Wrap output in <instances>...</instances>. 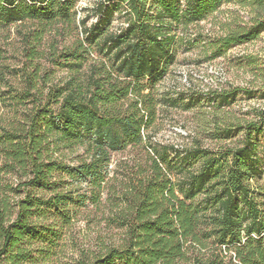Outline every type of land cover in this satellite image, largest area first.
I'll return each mask as SVG.
<instances>
[{
	"label": "trees",
	"instance_id": "16d2710c",
	"mask_svg": "<svg viewBox=\"0 0 264 264\" xmlns=\"http://www.w3.org/2000/svg\"><path fill=\"white\" fill-rule=\"evenodd\" d=\"M107 1L96 8L104 18L91 28L83 21V33L88 42L104 35L102 50L113 56L116 71L102 61V69L91 72L87 83L71 78L51 87L46 101L29 110L25 120L0 133L5 167L20 177L12 188L17 201L12 204L0 196V264H53L63 231L81 212L102 209L108 211L101 219L110 234L101 237L96 251L87 253L84 264H264V216L251 185L260 171L258 136L264 134V111L258 120L237 127L245 133L244 145L228 154L227 164L201 147L186 151L179 174L189 162L203 163L198 171L181 177L178 189L183 198L166 150L156 151L149 166L139 165L129 173L119 192L108 187L113 154L141 144L142 130L152 123L144 115L152 109L144 114L139 109L142 100L135 101L131 113L122 111L120 103L130 95H150L138 85L166 71L179 40L189 46L212 44L215 57L256 40L264 32V0L239 1L242 8H255L249 25L232 15L224 24L228 30L222 28L215 37L186 39L179 37L178 27L201 23L232 0ZM124 2L132 9L130 26L113 34L111 15ZM76 4L77 0H0V23L69 21L73 16L81 34ZM206 96L213 104L217 99L223 104L235 100L237 93L215 91ZM19 98L25 99V93ZM223 132L229 137L235 131ZM76 146L84 148V155L74 163L57 156ZM106 190L112 198L103 197ZM201 193L206 205L214 207L212 215L208 207L188 203Z\"/></svg>",
	"mask_w": 264,
	"mask_h": 264
},
{
	"label": "rangeland",
	"instance_id": "374dc122",
	"mask_svg": "<svg viewBox=\"0 0 264 264\" xmlns=\"http://www.w3.org/2000/svg\"><path fill=\"white\" fill-rule=\"evenodd\" d=\"M101 1L77 0L83 8L81 19L92 23L95 7ZM239 1L244 0L224 3L218 12L201 23L187 28L182 24L177 31L179 37H215L222 28L223 31L228 30L224 24L230 23L232 15L239 16L242 25H249L257 14L255 8L249 4L242 8ZM115 12L111 15L112 21ZM103 38L104 35H100L95 41H86L79 33L73 16L69 21L0 23V133L4 128L25 120L29 110L46 101L51 87L63 86L71 78H77L79 84L87 83L91 72L96 68L102 69V61L115 72L117 66L113 56H105L102 50ZM211 45L209 48L206 44L189 46L179 40L174 48L175 59L166 71L154 78L145 77L138 85L146 87L142 92L144 95H150H130L120 103L122 111L131 113L135 101L142 100L139 109L142 114L147 108L152 109V114H144L152 118V123L142 130L144 141L141 144H131L113 154L109 167V190L119 192L129 173L138 171L139 165L149 166L156 151L162 153L166 150L169 161L173 163L171 176L177 193L183 198L178 189L181 177L187 171H198L203 163L202 159L189 162L187 170L179 174L177 167L186 151L201 147L227 164L231 160L228 154L244 145L245 133L238 132L237 127L258 120L264 111V32L256 40L235 46L220 57L214 56ZM33 87H37V92L32 91ZM215 91L236 92L237 96L231 102L222 104L217 99L213 104L206 95ZM22 93H25V99L19 98ZM225 129L235 132L226 137ZM258 139L260 171L251 180V185L264 216V134ZM150 146L152 148H148ZM170 147H175L178 152ZM62 153L57 156L61 155L67 163H74L83 157L84 148L76 146L72 150L63 149ZM177 153L181 156L178 157ZM19 182V176L8 172L0 152V196H5L13 204L19 196L12 188ZM103 197L112 198V193L106 190ZM206 198L201 193L188 203L200 209L208 207L207 214L212 215L214 207L206 205ZM103 214L107 217L108 211L81 212L63 231L53 264H84L87 253L91 255L96 251L101 237L110 234V229L101 219Z\"/></svg>",
	"mask_w": 264,
	"mask_h": 264
},
{
	"label": "built area",
	"instance_id": "2783aa9c",
	"mask_svg": "<svg viewBox=\"0 0 264 264\" xmlns=\"http://www.w3.org/2000/svg\"><path fill=\"white\" fill-rule=\"evenodd\" d=\"M101 2H105L106 4L110 3L109 1L107 0H102ZM96 8L95 7V11L93 13V17H92V23L88 24V20H85L84 18H82V6H81V3H77L76 5V12H77V23L79 25V28H80V31H81V35L83 37H85L84 33H83V21H85V26L86 25H89L87 28H91L93 27L94 25H97L100 23V21L104 18V14L103 13H99V12H96ZM132 13V9L130 7V3L129 2H124L123 5H122V9L121 10H118L117 12H115V18L114 20L112 21L111 23V27H110V32L113 33V34H120L122 33L125 29H127L129 26H130V21L128 20V17L129 15ZM89 34V33H87ZM92 56H94V54H92ZM255 236V235H254ZM256 237V236H255Z\"/></svg>",
	"mask_w": 264,
	"mask_h": 264
}]
</instances>
